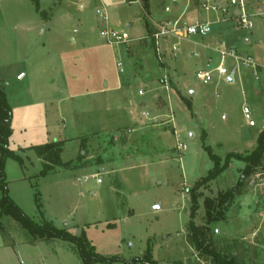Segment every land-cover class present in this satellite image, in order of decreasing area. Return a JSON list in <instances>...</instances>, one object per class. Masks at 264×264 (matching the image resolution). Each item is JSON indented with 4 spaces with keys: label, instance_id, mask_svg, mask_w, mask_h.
I'll list each match as a JSON object with an SVG mask.
<instances>
[{
    "label": "rangeland",
    "instance_id": "1",
    "mask_svg": "<svg viewBox=\"0 0 264 264\" xmlns=\"http://www.w3.org/2000/svg\"><path fill=\"white\" fill-rule=\"evenodd\" d=\"M127 1L0 0V88L13 107L9 146L21 158L5 164L9 196L36 224L83 237L95 255L118 259L94 264H221L191 245V222L203 231L205 199L235 188L245 165L235 169L239 162L232 160L216 180L195 188L215 169L208 150L223 165L230 153L250 154L249 144L264 130V17L255 19L252 32L227 22L231 38L164 37L157 43L159 27L191 24L205 0H149L148 11L142 0ZM258 1L250 0L251 12ZM103 7L126 43L111 47L99 37L105 24L97 9ZM203 13L212 14L209 22L220 16ZM215 42L216 52L205 48ZM226 42L238 55L252 57L254 50L259 66L236 70L229 58L234 83L217 76L202 83L197 73L219 64L218 49ZM103 77L123 82L125 112L136 114L138 128L130 123L96 133L118 125L99 97L84 94L86 80ZM53 141L64 143L61 161L69 165L44 174L32 146ZM179 144L187 149L178 150ZM0 221V264H83L75 244L35 239L10 216ZM203 233L208 250L230 264H264V160L242 183L225 219Z\"/></svg>",
    "mask_w": 264,
    "mask_h": 264
},
{
    "label": "trees",
    "instance_id": "2",
    "mask_svg": "<svg viewBox=\"0 0 264 264\" xmlns=\"http://www.w3.org/2000/svg\"><path fill=\"white\" fill-rule=\"evenodd\" d=\"M142 1L144 10L148 11L149 0ZM12 121L13 110L8 102L5 91L0 88V192L2 193V199L0 202V219L3 216H10L14 218L20 224V226L27 230L29 234L35 239H61L75 244L78 248L83 264H94V262L109 263L118 261V259H108L95 255L90 243L83 237L74 236L66 230H59L47 222H45L43 225L36 224L10 198L7 189L5 164L8 158H12L21 162V158L17 156L9 146L10 139L13 134ZM63 145L64 143L62 141H55L32 147L44 162V170L42 171L44 174L50 173L54 166L68 167V163H62L61 161ZM208 151L210 157L215 162V169L208 177L204 178L197 184L195 191L204 185H207L211 181L216 180L229 167V164L232 160L242 162L245 165V168L243 170L242 178L235 188L221 192L214 198L207 197L205 199L206 223L202 227L203 231H201L200 227H197L193 221L191 222L192 237L190 242L198 252L207 254L212 253L215 258L220 260L221 264H230L227 260L225 261V259L219 258L220 256L216 252L209 251L206 243L204 240L201 241V238H204L205 235L203 232L209 230L212 223L225 219L226 211L230 209V206L234 203L236 197L240 195V187L242 186L244 180L252 175L254 170L262 165L264 160V130L260 133L257 139L256 148L250 154L243 155L238 153H230L227 155L223 165L221 164L220 159L212 154L211 150ZM195 196H197L196 192L193 193V197ZM1 225L2 224L0 221V227H2ZM148 264L153 263L148 260Z\"/></svg>",
    "mask_w": 264,
    "mask_h": 264
},
{
    "label": "built area",
    "instance_id": "3",
    "mask_svg": "<svg viewBox=\"0 0 264 264\" xmlns=\"http://www.w3.org/2000/svg\"><path fill=\"white\" fill-rule=\"evenodd\" d=\"M257 3L259 5L257 11L255 12L254 10L251 12L250 0H226L225 3L218 0H205L202 5L204 11L219 12L220 19L214 22L196 21L185 25L182 28L178 27V25H175L172 29L159 27L153 35V38L156 39L157 43L164 37H174L179 40L192 36L205 38L212 33V27L215 22H229L232 20L242 31L252 32L255 25V19L264 17V0H259ZM166 11H170L169 7H167ZM97 16L100 17L102 22H104L103 24H105L100 31V38L105 44L113 47L120 46L127 42L123 32L119 33L111 28L110 20L105 10H97ZM218 53L220 55V62L216 67L212 68L208 64L207 70H202L197 73V78L204 84L212 83L216 76L218 79H224L235 74V72L230 74L229 70L226 68L225 62L229 58L235 61L236 70H239L240 68L256 70L259 66L253 57L238 55L235 51L230 50L226 46L222 49H218ZM158 55L160 56L159 52ZM116 67L120 74L124 73L121 62H118ZM166 88L168 89V87ZM243 115L250 127H256V122L252 118V110L247 105L243 106ZM177 148L178 150L185 151L187 146L185 144H179ZM98 182L100 183L101 181L99 180Z\"/></svg>",
    "mask_w": 264,
    "mask_h": 264
},
{
    "label": "crops",
    "instance_id": "4",
    "mask_svg": "<svg viewBox=\"0 0 264 264\" xmlns=\"http://www.w3.org/2000/svg\"><path fill=\"white\" fill-rule=\"evenodd\" d=\"M127 2L132 4V3H137L139 1L138 0H128ZM97 10H105L107 15H108V17H109V11H108V9L106 7H103L102 9L99 8ZM203 12L198 14L197 17H195L194 15L190 16L189 20H195L194 22H196V21H203V22L211 21L212 17H213L212 14L203 13ZM218 19H220V16H219ZM194 22H192V23H194ZM226 23L227 22H220V24L218 25L219 27L217 29H215V30L212 27V33L210 34L211 36H209V37H212L214 41H217L221 37H225V38H229L230 37L231 38V36H230L231 33H230V31L228 30V27H227L229 24H226ZM244 41H245L246 45H251V42H250V40L248 38H246ZM227 42L225 43L226 46L228 45ZM217 43L215 42L213 44V46L206 45L205 48L206 49L207 48H212L216 52L217 49H215V47H217ZM255 45H256L255 47H259L260 46V43H259V41L257 39H255ZM230 48H232V47H230ZM253 51L254 50L250 51L251 53H249V54L250 55L252 54V57L255 58V53H253ZM106 79L107 78L103 77L102 79H96L95 78V79L86 80V83H85L86 85H85V89H84L86 93H84V94L87 97H95L96 99H97V97H99V99L101 101H103V102H101V101L100 102L104 104L103 106H104L105 112H108L111 115V117H113V119L117 122L118 125L115 128L111 129V130H107V131L105 130L104 132H96V133H108L109 131H116L118 129V126H120V125H127L128 124V126H129L130 123H132V125H136V123H138V121L136 120V116H135L136 114H133L132 117H129V114H127L125 112V110H126L125 107H124V104L126 103L125 102L126 101L125 97L128 98L129 92L124 87L123 82L120 81L119 79L116 80V81L113 80V79L112 80L109 79L107 81ZM234 82H235V74H234ZM254 92H255L256 95H258V92H256V91H254ZM139 95H140V93H139ZM6 96H7V94H6ZM7 99H8V96H7ZM132 103H134V102H132ZM132 103L130 102L129 105H131ZM244 105H246V104H244ZM11 108L13 110V107H11ZM131 109H134V108L132 107ZM75 110L76 109H73V119H74V111ZM76 111H78V110H76ZM130 114L132 115V113H130ZM144 116L145 117H150V113L149 112H144ZM13 121H14V119H13ZM13 123L14 122H12V124ZM135 128H138V124L136 125ZM252 128H254V127H252ZM12 129H14L13 125H12ZM263 129H264V127H263ZM261 132L262 131H260L257 135H255V137L253 138V140L249 144V147L251 149H253V148L255 149V147L257 146V139H258V137H259ZM92 133H95V132L92 131ZM68 140L69 139H66L65 141H68ZM10 142H11V139H10ZM53 142H55V141H53ZM47 143H50V142H45V143L40 144V145H44V144H47ZM34 146H39V145H33L32 147H34ZM24 148H27V147H24ZM238 154H240V153H238ZM39 161L43 162V160L40 157H39ZM235 161H237V160H235ZM238 162H239V164L236 165L235 169L236 168L237 169H243L244 168L243 167V163L240 162V161H238ZM10 167L12 169L14 168V166H12V165ZM102 170H105V168H102ZM114 170H115L114 167L113 168L109 167L107 169L108 173H111L112 175L116 173V171H114ZM7 173H8L7 174L8 177H9L10 172H7ZM235 177H236V175H235ZM22 178H23L22 176H19V177H16L15 180H17V181L19 180V181L22 182L24 180ZM232 187H233V185H230L229 188H232ZM0 202H1V198H0ZM17 204L19 205V203H17ZM19 207L23 210L21 205H19Z\"/></svg>",
    "mask_w": 264,
    "mask_h": 264
},
{
    "label": "water",
    "instance_id": "5",
    "mask_svg": "<svg viewBox=\"0 0 264 264\" xmlns=\"http://www.w3.org/2000/svg\"><path fill=\"white\" fill-rule=\"evenodd\" d=\"M227 81H228L229 83H234V75L232 74L231 76H229V77L227 78Z\"/></svg>",
    "mask_w": 264,
    "mask_h": 264
}]
</instances>
